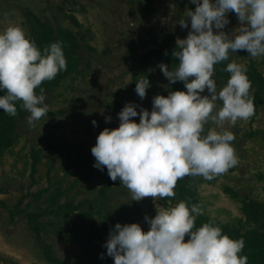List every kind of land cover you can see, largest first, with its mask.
Wrapping results in <instances>:
<instances>
[{"label": "rangeland", "instance_id": "rangeland-1", "mask_svg": "<svg viewBox=\"0 0 264 264\" xmlns=\"http://www.w3.org/2000/svg\"><path fill=\"white\" fill-rule=\"evenodd\" d=\"M195 7L190 0H0V31L11 22L31 39L34 28L47 25L53 29L50 44L62 41L59 29L71 31L80 71L45 92L49 114L35 127L21 109L12 145L1 153L0 264H114L104 245L115 225L139 223L147 232L145 216L154 218L157 204L181 201L184 183L198 194L200 216L240 233H264V91L252 82L255 114L228 129L236 137L239 164L212 181H179L171 204L150 197L132 201L106 168L93 167L91 149L98 135L119 127L118 114L127 103L138 105V112L151 111L156 95L180 91L158 67L172 70L158 51L167 37H187L190 22L184 29L177 21ZM228 19L224 30L231 34L240 24L235 13ZM233 60L264 76V57L252 59L238 51L223 63ZM142 75L151 85L143 100L135 92ZM229 77L215 72L218 90ZM108 116L111 123H106ZM133 119L139 123V117ZM226 187L240 198H232ZM244 200L254 205L249 212Z\"/></svg>", "mask_w": 264, "mask_h": 264}, {"label": "clouds", "instance_id": "clouds-1", "mask_svg": "<svg viewBox=\"0 0 264 264\" xmlns=\"http://www.w3.org/2000/svg\"><path fill=\"white\" fill-rule=\"evenodd\" d=\"M190 2L195 10L177 21L181 28L188 29L189 22L191 26L185 39L176 40L173 56L179 63L171 71L165 64L158 66L170 84L182 82L187 91L156 95L151 111L141 108L138 112V105L127 103L118 114L119 127L105 128L91 149L93 167L106 168L109 178L119 180L132 201L150 197L171 204L180 180L212 181L236 167V137L228 129L255 114L252 83L244 65L235 60L228 63L223 71L230 77L219 90L213 77L215 66L238 51H246L252 59L264 57V0ZM229 13H235L240 24L231 34L224 30L230 23ZM61 71H67L62 42L41 51L18 24L8 22L0 31V91L5 93L0 95V109L4 114L17 117L19 105L30 114L28 125L35 127L49 114L41 85ZM150 87L142 75L135 92L143 100ZM105 120L111 123L112 117ZM92 124L98 126L95 120ZM200 215L202 204L189 207L185 200L168 207L157 204L155 217L145 216L147 232L139 223L115 225L104 245L107 256L114 264H248V257L241 255L245 241L231 239L213 222L197 228Z\"/></svg>", "mask_w": 264, "mask_h": 264}, {"label": "trees", "instance_id": "trees-1", "mask_svg": "<svg viewBox=\"0 0 264 264\" xmlns=\"http://www.w3.org/2000/svg\"><path fill=\"white\" fill-rule=\"evenodd\" d=\"M57 33L58 37L62 39L61 42L63 43V51L67 61V71H61L52 81H45L41 85V87L45 89V92L53 87L59 86L63 80L80 73L79 59L74 51L75 38L73 33L67 29H59ZM52 35L53 29L50 26L40 24L38 27L33 29L31 40H34L37 46L42 51L44 47L50 45L49 40ZM176 48V39L170 36L164 39L162 47L158 51V53L163 55L166 60L172 65V69L179 63L178 59L173 56V52L176 50ZM165 53H167V55ZM226 66L227 65H225L224 63L216 65L215 72H221L224 68H226ZM246 74L249 80L258 87L259 91H264V76H262L254 67H250L247 70ZM174 85L180 91H187L182 82L178 81ZM36 91L38 94L39 89H37ZM4 94V92L0 91V95ZM17 107V117H10L4 114L3 110L0 109V156L5 148H8L12 145L14 134L17 129L18 119L22 118L23 113L19 108V105H17ZM186 179H188V177L180 181L185 182ZM225 192L229 193L231 197L236 200L240 198L239 194L229 187L225 188ZM179 194L182 200L188 202L189 207H191L192 204H202L197 192L188 183L180 184ZM241 202L243 203V207L246 212H249V210L254 206L253 204H250L245 200ZM208 222L212 221L205 219L202 216H198L195 225L198 228L201 227L204 223ZM213 223L221 227L223 234L228 235L231 239H243L245 241V248L241 255H246L248 257V264H264V233H262L259 229H252L250 231H247L246 233H240L235 229L221 226L216 222ZM186 238L188 239V237Z\"/></svg>", "mask_w": 264, "mask_h": 264}]
</instances>
